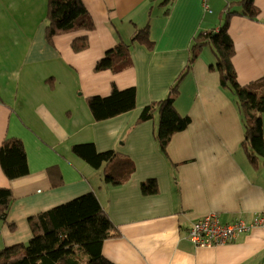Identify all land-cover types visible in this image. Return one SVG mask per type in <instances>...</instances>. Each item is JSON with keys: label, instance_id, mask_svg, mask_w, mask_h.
I'll list each match as a JSON object with an SVG mask.
<instances>
[{"label": "crops", "instance_id": "crops-1", "mask_svg": "<svg viewBox=\"0 0 264 264\" xmlns=\"http://www.w3.org/2000/svg\"><path fill=\"white\" fill-rule=\"evenodd\" d=\"M48 1L0 0V145L5 138L22 139L30 170L9 179L0 165V186L14 193L8 219L0 222V249L29 241L31 216L94 191L121 232L102 245L114 264H264V226L211 247L188 237L190 226L211 212L222 222L264 213V165L253 168L240 148V114L220 74L210 69L217 61L211 46L181 82L176 106L191 123L174 135L166 154L155 137L156 120L137 123L142 109L166 97L185 69L195 35L217 29L234 0H208L211 11L203 0H83L95 29L51 41L45 37ZM255 3V19H230L242 84L264 78V0ZM147 25L153 43L133 42L131 67L95 70L118 40L132 41ZM81 35H88L89 46L75 52L72 42ZM112 83L136 87L137 107L96 121L86 98L107 96ZM87 142L131 159V178L104 184L101 168L72 151ZM150 178L158 191L146 195L141 186Z\"/></svg>", "mask_w": 264, "mask_h": 264}, {"label": "trees", "instance_id": "trees-1", "mask_svg": "<svg viewBox=\"0 0 264 264\" xmlns=\"http://www.w3.org/2000/svg\"><path fill=\"white\" fill-rule=\"evenodd\" d=\"M240 8V9H238ZM260 8L255 0L228 2L222 11L219 27L199 31L190 47L189 61L170 87L166 97L147 104L141 111L137 123L155 119L156 140L165 154L174 135L185 130L191 123L188 114L181 113L176 106L183 78L192 70L193 64L205 46H211L216 55L215 65L210 69L220 74V86L229 93L240 114L244 137L240 148L250 165L258 169L264 165V78L242 84L238 80L233 58L236 53L230 34V19L239 14L252 19L258 17ZM95 22L83 0H49L45 23V37L77 31H92ZM139 39L152 45L149 25L139 29L132 41L118 40L113 48L98 60L96 71L121 72L132 66L131 48ZM89 46L88 35L77 36L72 42L75 52ZM96 121L113 118L137 107V89L134 86L121 89L111 84L107 96L91 95L86 98ZM72 151L91 166L100 169L104 184L118 186L126 183L135 171L131 159L116 150L99 151L93 142L72 146ZM0 165L9 179L27 175L28 156L22 139L5 138L0 145ZM52 172L53 170L50 169ZM143 194L158 191L156 179L142 183ZM14 201L9 187L0 186V222H6ZM32 236L27 243H18L0 249V264H114L102 253L105 240L121 235L120 230L104 208L96 192L91 191L67 202L46 209L29 219ZM14 228V224H10ZM83 249L85 254L78 253Z\"/></svg>", "mask_w": 264, "mask_h": 264}, {"label": "built area", "instance_id": "built-area-1", "mask_svg": "<svg viewBox=\"0 0 264 264\" xmlns=\"http://www.w3.org/2000/svg\"><path fill=\"white\" fill-rule=\"evenodd\" d=\"M203 1L205 8L211 11L208 0ZM260 226H264V213H258L248 221L222 222L217 213L211 212L190 226L188 237L197 246L211 247L232 243L242 233Z\"/></svg>", "mask_w": 264, "mask_h": 264}, {"label": "rangeland", "instance_id": "rangeland-1", "mask_svg": "<svg viewBox=\"0 0 264 264\" xmlns=\"http://www.w3.org/2000/svg\"><path fill=\"white\" fill-rule=\"evenodd\" d=\"M209 4H210V3H209ZM128 42H129V40H128ZM209 49H211V48L209 47ZM78 253H79V254H80V253L85 254V251H84L83 249H81V250L78 249Z\"/></svg>", "mask_w": 264, "mask_h": 264}, {"label": "bare ground", "instance_id": "bare-ground-1", "mask_svg": "<svg viewBox=\"0 0 264 264\" xmlns=\"http://www.w3.org/2000/svg\"><path fill=\"white\" fill-rule=\"evenodd\" d=\"M205 216H206V215H205ZM205 216H203V217H205ZM203 217H202V218H203ZM200 219H201V218H200ZM198 220H199V219H198Z\"/></svg>", "mask_w": 264, "mask_h": 264}]
</instances>
